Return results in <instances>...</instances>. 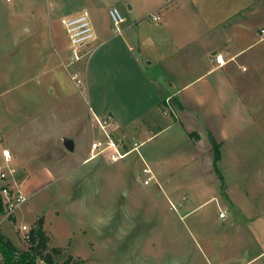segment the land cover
I'll return each instance as SVG.
<instances>
[{
	"label": "rangeland",
	"instance_id": "rangeland-1",
	"mask_svg": "<svg viewBox=\"0 0 264 264\" xmlns=\"http://www.w3.org/2000/svg\"><path fill=\"white\" fill-rule=\"evenodd\" d=\"M75 4L81 0H0V152L7 145L22 159L31 151L44 158L36 163H58L55 179L10 216L0 192L1 234L23 250L20 227L41 226L61 246L55 264L68 256L80 264H264V120L245 131L251 142L238 158L220 167L228 198L219 184L204 197L181 199L163 177L148 178L144 168L178 171L164 161L176 151L175 129L112 160L111 143L124 153L142 136L126 128L120 142L108 128L112 89L106 70L92 68L96 41L67 65L73 53L64 21L86 14L94 27L88 11L69 12ZM251 52L264 66V39ZM259 77L264 81V71ZM260 92L255 105L264 111V87Z\"/></svg>",
	"mask_w": 264,
	"mask_h": 264
},
{
	"label": "crops",
	"instance_id": "crops-1",
	"mask_svg": "<svg viewBox=\"0 0 264 264\" xmlns=\"http://www.w3.org/2000/svg\"><path fill=\"white\" fill-rule=\"evenodd\" d=\"M73 8L88 11L94 24L92 68L106 70L112 89L108 128L122 136L120 142L126 128L142 136V141L127 145L123 152L175 129L180 135L176 151L164 161L178 171L163 176L162 169L148 167L149 177H163L162 182L181 199L204 197L219 184L228 198L220 167L238 158V152L251 142L252 136L245 137L249 135L245 131L264 120V111L255 105L264 87L259 77L264 66L251 52L264 39L259 0H81L70 13ZM113 12L123 19L120 31L112 28ZM155 13L158 21L149 18ZM167 98L175 115L163 113ZM213 144L218 151L215 163ZM4 147L11 149L16 181L27 198L55 179L58 163H36L44 158L31 154L30 146L25 159L19 149ZM44 231L49 247H61L53 245Z\"/></svg>",
	"mask_w": 264,
	"mask_h": 264
},
{
	"label": "built area",
	"instance_id": "built-area-1",
	"mask_svg": "<svg viewBox=\"0 0 264 264\" xmlns=\"http://www.w3.org/2000/svg\"><path fill=\"white\" fill-rule=\"evenodd\" d=\"M112 18H113V25L115 30L120 31L119 26L120 23L123 22V19L120 18V16L115 12L112 13ZM150 18L153 21H158L160 19L159 15L156 13L151 14ZM64 25L69 32V37L72 43L73 56L70 58V61L67 63V65H70L72 62L80 59L83 55H85L86 52L81 53L82 52L81 49L84 48L89 41L93 40L94 32L86 14L74 19L65 20ZM260 32L262 35H264V28H262ZM215 59L219 64H223V60L220 55H216ZM163 113L174 114V115L176 114L175 107L170 101V98H167L164 102ZM96 120L101 125L100 120L99 119ZM97 145L98 144L93 143L92 147L96 148ZM110 147H113L114 149V152L111 155L112 160L124 157L125 153H120L118 149L115 147L114 143H111ZM115 152L117 153V156L114 154ZM1 153L4 160V165L2 167L0 166V181L3 182V184L0 185V192L4 198V202L6 205V215L10 216L14 213L15 209L20 204L26 201L27 197L20 191L18 183L16 181L17 169L11 163L10 150L6 147H3ZM149 171L150 170L148 168H144V172H149ZM144 182H147V180H145ZM218 217L225 218L226 211L219 209ZM30 231L31 230L28 229L25 225H22L20 227L21 239L27 244L30 242V237H31Z\"/></svg>",
	"mask_w": 264,
	"mask_h": 264
},
{
	"label": "trees",
	"instance_id": "trees-1",
	"mask_svg": "<svg viewBox=\"0 0 264 264\" xmlns=\"http://www.w3.org/2000/svg\"><path fill=\"white\" fill-rule=\"evenodd\" d=\"M213 149L215 163L216 156H218L216 144H213ZM2 211L3 206L0 200V213ZM30 236V242L26 248L19 250L0 232V251L2 256L0 264H36L37 259L43 261L45 264H55L56 258L62 254L61 248L48 246L49 238L41 226L30 231ZM60 264H80V260H74L73 257L68 256Z\"/></svg>",
	"mask_w": 264,
	"mask_h": 264
},
{
	"label": "water",
	"instance_id": "water-1",
	"mask_svg": "<svg viewBox=\"0 0 264 264\" xmlns=\"http://www.w3.org/2000/svg\"><path fill=\"white\" fill-rule=\"evenodd\" d=\"M38 223L41 224L42 223V220L40 219Z\"/></svg>",
	"mask_w": 264,
	"mask_h": 264
}]
</instances>
